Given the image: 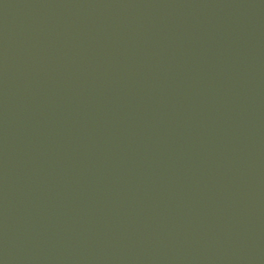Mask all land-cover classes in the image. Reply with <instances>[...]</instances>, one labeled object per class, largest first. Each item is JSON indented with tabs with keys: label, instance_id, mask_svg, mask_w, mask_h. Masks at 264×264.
Returning <instances> with one entry per match:
<instances>
[{
	"label": "water",
	"instance_id": "water-1",
	"mask_svg": "<svg viewBox=\"0 0 264 264\" xmlns=\"http://www.w3.org/2000/svg\"><path fill=\"white\" fill-rule=\"evenodd\" d=\"M0 264H264V0H0Z\"/></svg>",
	"mask_w": 264,
	"mask_h": 264
}]
</instances>
